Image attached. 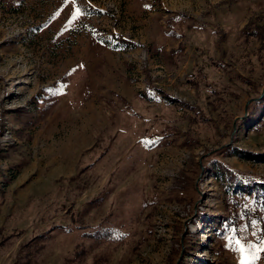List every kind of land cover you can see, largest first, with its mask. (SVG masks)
I'll return each mask as SVG.
<instances>
[{"label":"rangeland","instance_id":"obj_1","mask_svg":"<svg viewBox=\"0 0 264 264\" xmlns=\"http://www.w3.org/2000/svg\"><path fill=\"white\" fill-rule=\"evenodd\" d=\"M263 97L264 0H0V264H264Z\"/></svg>","mask_w":264,"mask_h":264},{"label":"trees","instance_id":"obj_2","mask_svg":"<svg viewBox=\"0 0 264 264\" xmlns=\"http://www.w3.org/2000/svg\"><path fill=\"white\" fill-rule=\"evenodd\" d=\"M261 101V100H260ZM260 103H264V97L262 98V101L260 102ZM258 109H259V107H258ZM241 179H243L244 181H247V183H249L250 181H254V179L253 180H250L251 179V176H243V178H241ZM255 181H258V180H255ZM260 188H259V186L258 185H255L253 188H252V192H254L255 194H259V193H262V195H263V198H261L262 199V201L260 202L261 204H262V206H263V208H264V191H261V192H258V191H260L259 190ZM60 225H62V226H67V225H64V224H60ZM49 233H48V231L46 230V231H43V232H39V233H37V234H35L34 236H33V239L34 240H38L39 238H41V237H45V236H47Z\"/></svg>","mask_w":264,"mask_h":264},{"label":"snow or ice","instance_id":"obj_3","mask_svg":"<svg viewBox=\"0 0 264 264\" xmlns=\"http://www.w3.org/2000/svg\"><path fill=\"white\" fill-rule=\"evenodd\" d=\"M72 3H76V0H71ZM77 12H79V15H86L87 13L83 10V9H76L73 14H72V20H76L79 19V16L77 15ZM57 15H59V13H57ZM234 243L237 244V247H239V242L234 241ZM262 251H264V249H262ZM255 258V257H254ZM241 264H247L246 261L241 260Z\"/></svg>","mask_w":264,"mask_h":264}]
</instances>
